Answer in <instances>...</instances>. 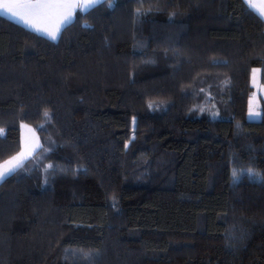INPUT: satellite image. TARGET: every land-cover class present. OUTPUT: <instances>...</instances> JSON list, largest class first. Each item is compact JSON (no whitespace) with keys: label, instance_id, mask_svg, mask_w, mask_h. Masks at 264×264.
I'll use <instances>...</instances> for the list:
<instances>
[{"label":"trees","instance_id":"16d2710c","mask_svg":"<svg viewBox=\"0 0 264 264\" xmlns=\"http://www.w3.org/2000/svg\"><path fill=\"white\" fill-rule=\"evenodd\" d=\"M256 67L245 0H101L56 40L0 14V163L41 141L0 182V264H264Z\"/></svg>","mask_w":264,"mask_h":264},{"label":"snow or ice","instance_id":"6c2138e0","mask_svg":"<svg viewBox=\"0 0 264 264\" xmlns=\"http://www.w3.org/2000/svg\"><path fill=\"white\" fill-rule=\"evenodd\" d=\"M245 3L250 9L256 10L257 15L264 17V4L257 7L250 0H245ZM76 6L71 0H5L3 4H0V7L5 9V11L11 12L13 15H19L26 24L38 32L46 33L52 40H56L61 28L71 22L73 18L71 10ZM92 6L94 5L86 4L82 7L88 8ZM20 155L23 157V153ZM13 170L7 169L4 172H0V180L11 174ZM250 174L254 173L250 171Z\"/></svg>","mask_w":264,"mask_h":264},{"label":"crops","instance_id":"0c3cea01","mask_svg":"<svg viewBox=\"0 0 264 264\" xmlns=\"http://www.w3.org/2000/svg\"><path fill=\"white\" fill-rule=\"evenodd\" d=\"M100 1L101 0H71L72 3H75L77 5L74 9L71 10L72 13H73L72 20L74 19L75 15H76V12L85 11V10L90 8V7L83 8L82 7L83 5H86V4H93L94 5V4H96V3L100 2ZM4 2H5V0H0V4H3ZM250 2L252 4H254V5H256L257 7H259L261 4H264V0H250ZM254 11L256 12V10H254ZM0 14L10 18L11 20H13V21H15L17 23L22 24L23 26H25V27H27V28L39 33V34H42V35L48 37V35L46 33L38 32V31L34 30V28H32L31 26L26 24L24 22V20L21 19V17L19 15H13V13L5 11V9H3L2 7H0ZM262 18L264 19V17H262ZM41 26H43V25H41ZM59 34H60V32L58 33L57 38H58ZM24 127L26 128V131L29 133V137L30 138H28V140L25 141V138H24V135H23V132H22V134H21V136H22L21 150L16 155H14L13 157H11V158L7 159L6 161L0 163V172H4L7 169H14L13 171H15L19 167L17 165H21L26 159H28L30 156H32L36 152V150L39 148L40 140H39L37 134L35 133V131L28 125L27 126L26 125H22L21 131L25 130ZM30 142L32 144L28 145V143H30ZM24 150H25V152H23ZM21 153H23V157H21V155H20ZM13 171H11V173ZM7 176L8 175H6V177ZM2 180H0V182Z\"/></svg>","mask_w":264,"mask_h":264},{"label":"rangeland","instance_id":"374dc122","mask_svg":"<svg viewBox=\"0 0 264 264\" xmlns=\"http://www.w3.org/2000/svg\"><path fill=\"white\" fill-rule=\"evenodd\" d=\"M260 78H261V68H257V67L253 68L251 72V85L253 87V91L249 97L248 111H247V119L251 121H258L262 118V104H264V84L261 83ZM218 116H219V113L217 114V117ZM22 132H23L25 141H27L28 138L30 137H29V133L26 131V128L25 130L21 131V134ZM29 144H32V143L30 142L28 143V145ZM40 147H41V141H40L39 148ZM23 152H25V150Z\"/></svg>","mask_w":264,"mask_h":264}]
</instances>
